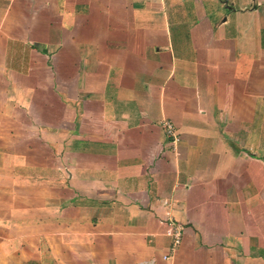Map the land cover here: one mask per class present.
<instances>
[{
	"label": "crops",
	"instance_id": "0c3cea01",
	"mask_svg": "<svg viewBox=\"0 0 264 264\" xmlns=\"http://www.w3.org/2000/svg\"><path fill=\"white\" fill-rule=\"evenodd\" d=\"M0 264H264V0H0Z\"/></svg>",
	"mask_w": 264,
	"mask_h": 264
},
{
	"label": "built area",
	"instance_id": "2783aa9c",
	"mask_svg": "<svg viewBox=\"0 0 264 264\" xmlns=\"http://www.w3.org/2000/svg\"><path fill=\"white\" fill-rule=\"evenodd\" d=\"M162 126L167 136L171 138L172 144L175 145L178 140V136L173 123H171L168 120H163ZM164 224H165V235L169 238V249L167 255L163 256V258L170 259L177 252L181 244L183 226L171 217L166 218L164 220Z\"/></svg>",
	"mask_w": 264,
	"mask_h": 264
}]
</instances>
